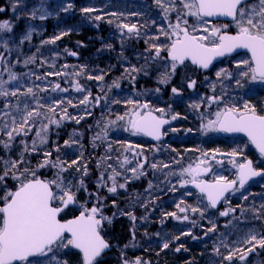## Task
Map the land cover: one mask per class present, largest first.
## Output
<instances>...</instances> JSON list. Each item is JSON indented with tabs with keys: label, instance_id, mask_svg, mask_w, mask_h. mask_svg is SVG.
<instances>
[{
	"label": "snow or ice",
	"instance_id": "snow-or-ice-1",
	"mask_svg": "<svg viewBox=\"0 0 264 264\" xmlns=\"http://www.w3.org/2000/svg\"><path fill=\"white\" fill-rule=\"evenodd\" d=\"M153 2L165 18L175 14V23L169 22L166 28L160 25L155 35H150L146 30L142 32V29L157 26L154 18H151V25L145 23L138 26L137 23L125 22L128 20V16L139 17L143 15L142 12L132 11L126 16L124 12H107L93 5L80 8L81 13L84 14L83 18L94 24L109 17L107 23H115V27L122 36L141 37L143 35L148 37L144 40V43L148 45L145 49L147 54H141L138 57V59L142 58L144 63L139 66L125 67L121 79L135 81L137 75L149 76L155 72L158 84L171 85L173 77L183 70L184 82L180 87H171L172 94L179 97L182 95L181 87L184 84L189 89L196 86V79H192L188 75L189 73L199 69H209L214 59L235 53L238 49H245L250 53V58L235 61L238 71L233 73L226 68H221L216 72L217 79L220 81L227 79L229 83L234 81L236 89H243L246 84L251 82L264 83V0H153ZM21 4L24 5L23 8L20 7ZM72 8V3H68L66 7L63 4L60 5V10L65 13ZM11 9L13 12L11 20L0 19V48L4 49L3 52H0V63L5 64L4 70L6 71L9 70L8 65L11 64V61L7 60L5 53L13 51L10 44H14L16 49H19L25 41L31 40L33 34V29L29 28L18 42L14 39L17 25L13 21L18 22L22 18L18 13L27 9L26 0H15L11 4ZM37 11L40 12V20H45L51 15L44 10V0H41L39 9L33 8L30 13L31 18H36ZM5 12L6 8L0 7V14ZM93 13L96 14L93 16ZM189 17H194L196 23L190 24ZM213 17H227L230 20L223 25L209 27L210 21L206 18ZM232 25L235 26L234 32H231ZM96 27L98 28L99 24H96ZM73 30H62L59 35L42 41V44L55 45L58 40ZM106 47L110 50L113 49L111 43ZM65 52L72 56L77 55L76 52H69L68 49H65ZM121 58L126 59L123 57V52ZM35 62L36 57L30 56L24 60V65L27 66ZM17 63H19V59H17ZM189 63L195 68L189 67ZM63 67L67 69L68 66L64 65ZM85 67L82 66L80 70L73 73L56 71L46 72L44 77L36 75L37 80L45 79L48 76L74 75L77 77L78 79L74 82L75 90L79 93H86L78 102V105L84 108V112L79 115V118L68 113V108L65 107V105L73 108L78 106L73 103L72 99L52 97L45 100L38 95V92H47L48 88L40 85L34 86L38 91H34L33 86H28L23 91L18 84L10 87L12 81L18 80L15 73L9 72L8 80L0 78V97H4L5 100L9 97L18 99L15 106L6 103L5 110L0 115V131L3 132V137L7 138L0 137V264H70L67 256L73 251L76 253L77 264H105L107 252L113 247L108 238L109 227L113 225L118 216H127L133 227L135 226L138 218L134 212L120 210L115 200L112 204L113 207H117V212L111 216L105 215V198L98 193H89V196L96 201L91 207L81 205L78 215L69 216L73 212L70 206L77 203V193L88 190L83 179L89 175L87 162L82 151L76 159L68 162L59 155L61 145L56 144L52 150L44 147L48 144L51 125L59 127L64 119L74 120L76 124H80L86 116L92 115L89 105L93 101L95 105L99 106L102 100L108 101L107 94L113 87H121L118 80L113 81L112 85L101 89L102 96H92L91 90L79 83V78L85 74ZM99 71V75L88 74L87 79L104 81L108 71ZM51 91L67 93L69 89L61 88L60 84L56 83ZM155 91L159 92L160 88H156ZM215 91L216 89L213 87V92ZM20 96L25 97L23 107L20 106ZM28 98H31L34 104L29 103ZM206 102L209 107L213 104H222L223 106L218 107L213 113L214 119H208L207 123L201 125L203 131L243 133L258 150L260 157L264 158V109L258 112L255 104L243 97L237 99L226 88L220 95L207 97ZM110 103L119 104L121 101L111 100ZM125 103L134 105L130 112L126 111L123 115H116L115 120L102 118L97 121L96 127L99 131L95 132L92 137L93 149L98 147L97 141L103 144L108 140L110 130L118 123L126 124L127 127L124 130L133 135L144 134L160 140L162 136L168 134L169 129H165L164 125L170 124V121L164 118L166 115L164 108L153 109L147 102L141 104L139 101L133 100H127ZM190 107L199 109L201 105L193 103ZM168 108L171 109V105ZM155 112H159L160 115H155ZM178 116V113L173 114L171 119L176 120ZM37 125H40L38 129ZM91 127L89 126V128ZM34 129L36 138L32 139L29 144L25 138ZM171 131H176V129L173 128ZM187 131L191 132L192 130L188 129ZM80 136L82 134L73 132L72 136L64 141L63 147L71 148L75 144H80L78 138ZM17 147L20 148V151L13 158L11 153ZM136 147L138 146L129 145L125 151L131 150L134 156L143 157L142 162L138 160L136 166L124 168L125 164L130 163L125 158L120 164L123 172L117 171L113 165L107 164V168L111 169L113 175L101 172L96 182L98 189L106 188L108 193L116 194L118 189L127 190L128 184L133 179L146 176V167L153 170L158 169V164L150 163L148 158L143 156L142 151L135 152ZM112 150V144L109 142L105 156L100 159L102 161L110 160L109 153ZM53 152L57 153L55 157ZM218 153V149L211 156L203 153V158H198L195 167L190 164L187 168L180 169L178 173L173 171L166 174V177L167 175L175 176L180 188H186L191 184L198 190V193L188 191L183 193L184 196L197 195L196 206L188 205L185 200L181 199L177 208L182 215L177 216L175 212H172L165 213L166 216H171L179 221H190V211L193 215L199 214V218L203 220L206 218V213L209 216L213 214L212 210L218 212L221 217H229L237 211V208L241 209V217L246 216L249 210L245 209L243 205L229 206L225 210H220L218 205L222 202L230 205V197L237 192H240L242 199L247 201L251 194L246 195L241 190L245 189V186L253 178L264 179V165L254 166L253 161L247 157L243 159V162H238L237 158L243 155V149L236 148L230 153L220 154L221 156L226 155L229 158L228 162L236 169L234 179H228L221 173H214L211 180L203 179L204 176L213 172L209 161L223 165L224 160L217 158ZM64 155L66 156L67 153ZM33 156L40 157L35 166H32L31 162ZM98 167H100L99 162ZM169 167L170 165L166 163L160 165L162 169ZM72 168L81 173L79 181L75 176L65 175ZM42 169H55L54 177L52 179L41 178L40 170ZM126 172H131L133 175L130 177L124 175V182L117 184L116 177ZM9 180L14 182L11 186L8 184ZM108 180L112 181L111 186H108ZM169 184L170 191L178 190L171 181ZM152 186L150 180L148 189L145 191H149ZM130 203L133 206L139 203L141 207L148 208V204L140 201L138 197L130 199ZM149 203L154 204V201H149ZM250 211L253 213V219L259 220L264 214V204H261L258 209L253 207ZM140 219H145V217H140ZM235 219L239 223L240 218ZM190 222L193 227L196 226L195 220ZM209 223L211 227L206 229L205 236L217 231L216 223L211 219H209ZM130 232L134 239L135 232L131 229ZM157 235L159 234L157 233ZM191 235L190 230L182 231L179 235H175L172 241L165 240L161 245V250L169 249L171 243L179 241L181 236ZM192 239L195 240L197 237L192 236ZM124 247L127 248L129 245L125 244ZM221 247L224 252L221 251ZM257 248L264 249V230L256 231L253 227H247V231L242 236H238L230 243L227 242L226 237L222 236L219 245L213 246V253L218 257L215 264H246L248 256L255 255ZM182 249L188 250L183 247V244H180L175 248V251L180 252ZM121 264H151V262L145 261L142 257L129 260L122 253Z\"/></svg>",
	"mask_w": 264,
	"mask_h": 264
},
{
	"label": "trees",
	"instance_id": "trees-1",
	"mask_svg": "<svg viewBox=\"0 0 264 264\" xmlns=\"http://www.w3.org/2000/svg\"><path fill=\"white\" fill-rule=\"evenodd\" d=\"M15 0H0V7H5L6 12L0 14V19H12L13 12L11 9V4ZM27 9L25 11L19 12L21 19L13 21L17 27L14 33V39L18 42L20 37L26 33L29 28L33 29L32 38L30 41H25V43L16 49L14 44H10L13 48L11 53H5L7 60L11 61L8 65V71L5 69V64L0 63V78L8 80L9 72L15 73L18 77L17 81H12L11 86L20 85L21 91L28 86L40 85L41 87H47V92H38V95L45 100L55 97L61 98L66 97L72 99L74 104L78 105L80 99L86 93H79L75 90L74 82L78 79L74 75L66 76H48L45 79L37 80L36 75L44 77L46 72H69L73 73L80 70L82 66L85 67L84 76L79 78V83L85 86L87 89L91 90L92 96H102V88H106L108 85H112L113 81H119L121 87H113L110 92H108V101L102 100L99 106L95 105V102L89 105V111L92 115L86 116L85 119L81 120L80 124H76L74 120L64 119L59 127L55 125L50 126V131L48 133V144L44 147L48 150L55 148L56 144L62 146L59 155L62 159L71 162V160L76 159L81 151L84 154L85 161L88 166L89 175L83 177L84 183L87 186V191H83V196L85 201H90L91 204L96 203L94 198L89 196V193H98L101 197L105 198L106 207L104 208L105 215L111 216L114 212H117V207H113V200H115L116 205H118L120 210L132 211L137 216V221L133 227L132 222L127 216H118L114 221L113 225L109 227L108 231L110 233L109 240L113 245V248L105 257V264H121L122 253L127 256L129 260H134L136 257H142L145 261H150L151 264H215V260L218 257L213 253V246L219 245L221 237H226L227 242L237 239L238 236H242L247 227H253L256 231L264 230V214L261 215V219L254 220L253 213L250 211L253 207L260 208L261 204H264V179H260L247 188L242 190L244 194H251L247 201L243 200L241 193L237 192L230 197V205L224 203L220 210H225L229 206L236 207L237 205H243L245 209H248L246 216L241 217V209L237 208V211L230 215L229 217H221L219 213L212 210V215L209 216L208 213L205 214L206 218L201 220L199 214L193 215L189 211L190 221L195 220L196 226L193 227L190 221H179L171 216H166L165 213L175 212L177 216L182 214L176 207V201H181L176 194L166 193L165 195H159L149 192V196L145 191L148 186V182L151 180L154 185L155 174L157 175V170H153L150 167H146V176H142L140 179H133L127 187V190L118 189L116 194L108 193L106 188L98 189L96 182L102 172V165L107 163V161H102L100 158L105 156V151L107 144L97 141L98 147L93 149L92 147V137L95 132L99 131L96 127L98 120L102 118L104 120H113L116 115H123L126 111L133 107V104H127L125 101L133 100L139 101L141 103L145 99V92L143 90L153 89L157 83L154 79H157V73L153 72L149 76L137 75L136 80L131 79H121V74L124 72L125 67L130 65H141L144 63L142 58L138 59L141 54L145 53V49L148 47L144 43V40L148 39L147 36L141 37H128L122 36L115 27V23L109 24L107 20L109 17H105L104 20L97 21L95 24L89 20L83 18L84 14L81 13L80 8L84 6L93 5L97 8L103 9L107 12H124L126 16L132 11L142 12L143 15L139 17L128 16V23H137L138 26L147 23L151 25L152 19L156 20V27H149L147 29H142L143 31H148L150 35H155L160 26L157 23L158 20L162 21V25L165 27L169 22L175 23V14H171L169 18H165L164 14L156 10V6L152 0H44V10L51 13L45 20H40V12L37 11L36 18H31V11L33 8L39 9L41 0H26ZM68 3L73 4V8L65 13L60 10V5L67 6ZM21 8L24 7L23 4L20 5ZM96 13H93V16ZM99 24V27H96ZM74 29L70 31L68 35L63 36L60 40L56 42L55 45L48 44L43 45L42 41L48 40L55 35H59L62 30ZM163 39V37H161ZM79 42V43H78ZM111 43L113 49H108L107 44ZM39 49V51H38ZM68 49L69 52H76V56H72L65 52ZM4 49L0 48V52ZM123 52V57L121 58V53ZM58 53V55H57ZM30 56L36 57V62L24 65V60ZM19 59V63H17ZM43 62V63H42ZM151 63V62H150ZM67 65V69L63 66ZM114 66V67H113ZM99 70L108 71V75L105 77L104 81L88 80L87 75H99ZM34 73L35 75H29ZM184 78L183 70L172 79L171 85L174 86L178 81ZM67 81V82H66ZM59 83L61 88H68L67 93L60 91L52 92L51 88ZM34 91H38L34 87ZM111 100H120L121 103L115 104L110 103ZM25 101L24 96L19 97L20 106L23 107V102ZM28 102L34 104L31 98H28ZM8 103L11 106H15L18 103L17 97H9L5 100L4 97H0V115L4 109V105ZM68 108V113L76 118L82 115L84 112L83 106H77L73 108L71 106L65 105ZM62 115V113H61ZM58 118V117H54ZM191 124V123H190ZM89 126H92L89 128ZM37 129L40 125L36 126ZM121 124L115 125L112 130H110L108 137H110L109 142H126L130 141L115 137V129L119 128L121 130ZM73 132L82 134L78 137L80 139V144L76 145V148H65L63 147L64 141L68 140L72 136ZM0 137H3V132L0 131ZM7 139L6 137H3ZM35 129L29 134L25 139L31 144L32 139H35ZM74 139L77 137H73ZM81 144L83 147L81 148ZM178 143H172L176 153H180V157H184L188 160V152L184 150L187 148L184 146H178ZM73 148V149H72ZM20 148L17 147L12 153V157L15 158ZM67 153L65 156L64 154ZM110 154V153H109ZM54 157L57 153L53 152ZM153 157V158H152ZM174 158V156H171ZM177 157V156H176ZM149 162H156L153 160L155 156H147ZM40 157H32V166H35L37 160ZM175 159V158H174ZM177 160V159H176ZM98 162L100 167H98ZM142 162V161H141ZM170 167H173L174 163H170ZM173 169V168H171ZM170 169V170H171ZM41 178L52 179L55 175V169H42ZM75 172L78 178H81V173L75 171L74 168L69 169V174L65 173L66 176H71L70 173ZM133 175V174H132ZM120 180L116 183H123V176H119ZM14 183L9 180L8 184ZM108 186H111L112 181H107ZM261 185V186H260ZM182 191H185L183 188ZM152 193V195L150 194ZM151 195V196H150ZM87 196V197H86ZM138 197V199L146 204L148 208L145 209L141 207L139 203L134 206L130 203V199ZM198 197V196H197ZM157 200V204L153 206L149 201ZM188 204V202H186ZM73 213H75L73 211ZM140 217H145V219H140ZM240 218L239 223L235 218ZM209 219L214 221L217 226V231L215 233H210L205 236L204 233L208 227H211ZM163 223L161 224V222ZM231 221V223H229ZM130 229L135 232V238L133 239ZM191 231V236H181L179 241H174L171 243L169 249L161 250V245L165 240L172 241L175 235H179L182 231ZM147 233V235H145ZM157 233L159 235H157ZM192 236L197 237V239H192ZM128 244L129 247L125 248L124 245ZM183 244V247L188 249L180 252H176L175 248ZM221 251L224 252L223 247ZM225 254H227L225 252ZM77 262V260H76ZM246 264H264V249L257 248L255 255H249Z\"/></svg>",
	"mask_w": 264,
	"mask_h": 264
},
{
	"label": "rangeland",
	"instance_id": "rangeland-1",
	"mask_svg": "<svg viewBox=\"0 0 264 264\" xmlns=\"http://www.w3.org/2000/svg\"><path fill=\"white\" fill-rule=\"evenodd\" d=\"M51 1V0H48ZM153 1V0H152ZM157 11L160 12V15H162L160 9L156 8ZM189 23L190 24H194L196 23V20L194 17H189ZM157 23H159L160 25H162V21L158 20ZM168 25V24H167ZM209 27L214 26L211 22L208 25ZM217 26V25H216ZM167 26H165L166 28ZM232 30L235 31V26H232ZM120 33V31H118ZM121 34V33H120ZM239 59H249V56L246 54H241L238 57H234V58H230L225 60L222 64H219L217 66H215L210 72H208L207 74H198L195 71L189 73L188 75L191 76V78L196 79L197 83L195 88L192 89H185L184 92H182V95L179 97H176L172 94L171 91L167 90V85H161L157 83V79H154V81L157 83V85L154 87L153 90H149V89H145L143 90L145 92V97L147 99H145L144 101L141 102V104L143 103H149L150 106L153 109H158V108H164L166 115H173V114H177L178 112L180 113V110L183 109L185 112L182 113L183 115H179L178 118L176 120H174V124L169 128L168 131V135H176L178 133V131L180 129H178L179 126L181 125H188L190 126L191 129H193V131L190 134L194 135V138L192 140H189V143H187V145H185L187 148H184V150L186 152H188V160L185 159L184 157H180L178 160L177 157L174 159L173 157L168 158L165 161V158L168 156H174L171 155L172 153H175V149L172 147L170 148L169 144L168 145H164L161 148H158L156 150L152 149V148H141V147H136L135 148V152H143V156L146 157V155H156V157H158V161L161 162H166V164L170 163H174V165H172L173 167H169L167 169H162V168H158V170L160 171V175L157 176L156 174L154 175L155 178L154 183L156 185H154L152 183V188L149 189V191H147V194L149 196V192L152 191L153 193L159 194V195H165L166 193H170V194H176L179 195L177 197L182 198L183 200H185L186 202H188V205H192V206H196L197 204V200L198 197L197 195H193V196H184L183 193H185L186 191L188 192H192L194 193L190 188H184L185 191H182L183 188L179 187V184L176 181V177L175 176H171V175H167V173L170 172H179L180 169L182 168H187L190 164L195 167L196 163L198 162V158H203V153H207L209 156L212 155L213 152H215V150H219V153L217 154V158L218 159H223L224 163L223 165H217L214 161H210L209 163H211L212 168H213V172L209 173V178L212 179L213 178V174L214 173H221L223 175H225L228 179H231L235 176V172L236 169H234L232 167V164L229 163V158L226 155L221 156L220 154H227L230 153L233 149L236 148H241L243 149V155L238 157V162L242 161V157L245 156V154L249 153L247 152L249 149L246 148L245 143L241 140V139H231V140H224L221 142L220 138H217L213 144H211V142H204L203 140L205 138H211V137H219L217 135L216 132L213 131H208L205 132L203 131V129L201 128V125L204 123H207L208 119H214V115L213 113L217 110L218 107H222L223 105H215L213 104L211 107L208 106L207 102H206V98L213 96V95H220L222 93V91L226 88V90L233 96H235L237 99H239L240 97H243L244 99H248L251 103L255 104L257 107V111L260 112L261 109H264V83H260L259 81L257 82H251L246 84V87L243 89H247L248 90V94L247 95H238L235 93V90H242V89H236L235 85H234V81L232 83H229V81L227 79L220 81L217 79L216 77V72L219 71L221 68H226L229 71H232L233 73H235L236 71H238L236 69V64L235 61L239 60ZM69 73V72H67ZM184 73V72H183ZM205 77H207V79H205ZM160 88L159 92H156V88ZM198 87H202L201 90L198 89ZM213 87H215L216 91L213 92ZM246 92V91H244ZM233 93V94H232ZM201 98H205L204 100H202ZM242 102V101H241ZM193 103H199L201 105V107L199 109H195L194 112H192V109L190 107L191 104ZM171 105V109L168 108V106ZM134 107V105H133ZM132 107V108H133ZM172 107H174L173 109H175L173 111ZM131 108V109H132ZM130 109V110H131ZM130 110H128V112H130ZM195 115V116H194ZM196 117V118H194ZM115 120V118L113 119ZM185 123V124H184ZM191 123V124H190ZM127 125L126 124H121V130L119 128L115 129V137L119 136L120 138L125 140H129L130 141H126V142H112L114 140L111 141L112 144V148L113 150L111 151L110 155H111V159L110 160H106L107 163L104 162V164L102 165V172H107L108 175H113L111 169L107 168V164H111L113 165V167H115L117 169V171H121L123 172V169H121L120 164L123 163V161L125 160V158H127L128 161H130V163L125 164L124 168H131L133 167L136 163V159L132 160L130 158L131 154H133V151L129 150V151H125V149L131 145V140L132 138H138L137 135H133L131 132L129 131H125L124 128H126ZM176 129V131H171V129ZM108 139H110V137H108ZM193 141V142H192ZM106 144L109 143V140H107L105 142ZM224 143V145H222ZM143 144L142 142L139 143ZM76 145H73L72 147L75 149ZM213 146V147H212ZM72 148V149H73ZM145 149V150H144ZM250 151V150H249ZM147 152V153H146ZM166 152L167 154L165 156H163V153ZM247 152V153H246ZM252 151H250L251 153ZM162 153V154H161ZM143 158V157H142ZM135 164H134V163ZM259 164H262V161H259ZM136 166V165H135ZM171 166V165H170ZM173 168V169H171ZM171 169V170H170ZM163 170V172H162ZM157 173V174H159ZM69 174V172H68ZM71 176H75L76 180L79 181L78 175L75 172H71L70 173ZM124 175L127 176H132L131 172H126L123 173V179H124ZM120 180L119 176L116 177V181ZM169 181H171L172 184H175L177 187V191H170V184ZM261 186V185H260ZM146 189H148V186L146 187ZM83 191H80L77 193V201H79L82 205H85L87 207H91L92 204L90 203V201H85L84 196L82 195ZM152 195V193H150ZM150 195V196H151ZM87 197V196H86ZM154 201V204H157V200H152ZM176 201V207L177 204L180 203L177 200ZM182 207L184 205H181ZM163 223V221L161 222V224ZM109 238V237H108ZM67 259L69 260L70 264H77L76 260V253L70 252L67 256Z\"/></svg>",
	"mask_w": 264,
	"mask_h": 264
},
{
	"label": "flooded vegetation",
	"instance_id": "flooded-vegetation-1",
	"mask_svg": "<svg viewBox=\"0 0 264 264\" xmlns=\"http://www.w3.org/2000/svg\"><path fill=\"white\" fill-rule=\"evenodd\" d=\"M213 25H217V26H220V25H223L224 23H228V22H226V21H212L211 22ZM233 26V25H232ZM232 26H231V32H234L233 30H232ZM239 55H241V54H239ZM239 55H237V57L239 56ZM234 57H236V56H233V57H230V58H234ZM230 58H226V59H224V60H222V61H220V62H218L217 64H215L214 66H213V68L215 67V66H217V65H219V64H222L225 60H227V59H230ZM189 67H192L191 65H189ZM192 68H194V67H192ZM212 68V69H213ZM211 69V70H212ZM210 70V71H211ZM196 73H198V74H202L203 72H201V71H198V70H196L195 71ZM204 74H207V73H204ZM193 79V78H192ZM184 82V78H181L179 81H178V83L177 84H175L174 86H170V87H168L167 86V90H169V91H171V87H180L181 86V84ZM201 88L202 87H198V89L199 90H201ZM154 89V88H153ZM153 89H149V90H153ZM185 89H187V90H189V88H187L186 87V84H184V86L183 87H181V91L182 92H184L185 91ZM244 91H246V92H244ZM235 93L236 94H238V95H247L248 94V90L247 89H242V90H240V91H238V90H235ZM233 94V93H232ZM174 107H172V109H173ZM175 109H173V111H174ZM195 111V109H192V112H194ZM185 111L183 110V109H181L180 110V113L178 112V114L179 115H183L182 113H184ZM158 116L160 115V113L159 112H155ZM195 116V115H194ZM165 118H168V119H170L171 120V125L170 126H168L167 128H165V129H169L173 124H174V120H172L171 119V115H169L168 116V114L167 115H165ZM194 118H196V117H194ZM185 124V123H184ZM178 129H180L179 131H178V133L175 135H164L163 136V140L160 142V143H153L151 140H149L147 137H145V136H143V135H141V134H136L137 136H138V138H132V140H131V145H136V146H138V147H141V148H152V149H154V150H156V149H158V148H161V147H163L165 144L166 145H168L169 144V146H170V148H172V147H175V146H173L172 145V143L174 144V143H178L177 144V147L178 146H184V145H187V143H189V140H192L193 138H194V135L193 134H190L192 131H193V129H191L190 128V126H188V125H181V126H179L178 127ZM188 129H191L192 131L191 132H188L187 130ZM217 133V135L219 136V137H216V136H214V137H211V138H205L203 141L204 142H208L209 141V143L211 142V144H213V142L217 139V138H220L221 139V142L222 141H224V140H231V139H241L244 143H245V145H246V148L247 149H249L250 151H252L251 153H250V151L248 150L247 152H249V153H247V154H245V156L244 157H242V161L241 162H243V159L245 158V157H247V159H250V160H252L253 161V163H254V166H257V167H259V166H262V165H264V160H263V158H261L260 157V155L256 152V150L254 149V147H253V145L249 142V140L246 138V137H244V136H241V135H239V136H235V135H230L229 133H223V132H216ZM140 142H142L143 144H140L139 145V143ZM193 142V141H192ZM222 145H224V143L222 144ZM213 147V146H212ZM145 150V149H144ZM175 151H176V149H175ZM147 153V152H146ZM163 153V152H162ZM161 153V154H162ZM167 153L166 152H164L163 153V156H165ZM151 155V154H150ZM171 155H174V158H176V156H177V160L180 158V153L178 152V153H172ZM147 156H149V155H146V157ZM152 156H155V159H153V160H155V161H157L158 162V168L160 169V165H162V164H165L166 162V160L168 159V158H170L171 156H168V157H166L165 158V161L164 162H161V161H158V157H156V155H153L152 154ZM130 158L132 159V160H135L136 159V164H137V161L138 160H140V161H142L143 160V158L142 157H140V156H134V154H131V156H130ZM153 158V157H152ZM259 161H262V164H259ZM210 162V161H209ZM134 163V162H133ZM134 163V164H135ZM135 164V165H136ZM134 165V166H135ZM164 170V169H163ZM163 170H162V172H163ZM160 171L157 169V173H159ZM160 175V173L159 174H157V176H159ZM235 178V176L233 177V178H231V179H234ZM203 179H206V180H211L210 178H209V174L208 175H206V176H204L203 177ZM187 188H190L189 187V185L187 186ZM194 193H197L194 189H192V188H190ZM79 202V201H78ZM82 205V204H81ZM80 205V206H81ZM79 209H80V207H79ZM78 209V210H79Z\"/></svg>",
	"mask_w": 264,
	"mask_h": 264
},
{
	"label": "water",
	"instance_id": "water-1",
	"mask_svg": "<svg viewBox=\"0 0 264 264\" xmlns=\"http://www.w3.org/2000/svg\"><path fill=\"white\" fill-rule=\"evenodd\" d=\"M206 19H208V20H211V21H226V22H229V20H230V18H227V17H213V18H206ZM239 53H247L248 55H249V57H250V53H248L247 52V50H245V49H238L235 53H232V54H230V55H227V56H225V57H218V58H216V59H214L213 60V62H212V64L209 66V69H199V70H202V71H204V72H208L216 63H218V62H220L221 60H223V59H225V58H227V57H232V56H235V55H237V54H239ZM190 64V63H189ZM193 66V65H192ZM195 67V66H194ZM155 115H157L156 113H154ZM167 119V118H166ZM169 120V119H168ZM170 121V120H169ZM170 124H171V121H170ZM170 124H166V125H164V128L165 127H167V126H169ZM230 135H242V136H245L243 133H229ZM142 135H144V134H142ZM145 137H147L149 140H151L153 143H160L162 140H163V136L161 137V139L160 140H156V139H154L153 137H151V136H146V135H144ZM246 138H247V136H245ZM248 139V138H247ZM253 147L255 148V146L253 145ZM255 150L258 152V150L255 148ZM259 153V152H258ZM264 159V158H263ZM259 178H261V177H256V178H253L251 181H249V183H251L252 181H254V180H256V179H259ZM248 183V184H249ZM247 184V185H248ZM246 185V186H247ZM190 186L192 187V188H194L195 189V187L193 186V185H191L190 184ZM197 192H198V190L197 189H195ZM223 204V202L220 204V205H218V207L220 208V206ZM70 207H72V208H77L78 207V204L76 203L75 205H72V206H70ZM78 215V214H77ZM109 252V251H108ZM107 252V253H108Z\"/></svg>",
	"mask_w": 264,
	"mask_h": 264
}]
</instances>
